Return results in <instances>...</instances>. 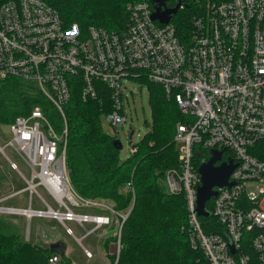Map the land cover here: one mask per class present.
Instances as JSON below:
<instances>
[{
  "label": "built area",
  "instance_id": "obj_1",
  "mask_svg": "<svg viewBox=\"0 0 264 264\" xmlns=\"http://www.w3.org/2000/svg\"><path fill=\"white\" fill-rule=\"evenodd\" d=\"M172 1L174 6L180 2L178 10L184 8L181 0ZM155 5L130 0L126 27L115 32L65 25L43 0L0 4V80L33 85L63 122L57 132L37 106L8 125L7 146L30 170V179H24L30 196L27 209L0 211L21 213L27 222L34 217L55 219L67 235H73L68 221L92 224L91 229L83 227L85 236L114 225L118 255L126 215L73 190L66 169L64 108L75 87L84 102L102 99L106 92L111 109L101 121L116 129L127 122L123 79H142L161 87L186 118L176 125L177 164L165 172L164 181L168 193L185 200L188 241L201 255L197 264H264V0H205L183 39L172 23L176 15L167 24L151 19ZM211 151L222 152L224 163L231 161L235 167L228 178L231 186L213 188L216 195L205 203L208 214L203 217L197 213L198 167ZM11 167L18 170L12 162ZM39 186L57 209L37 194ZM34 193L46 211L33 210ZM99 206L113 218L73 210ZM85 255L91 257L87 251ZM48 264L62 262L53 255Z\"/></svg>",
  "mask_w": 264,
  "mask_h": 264
},
{
  "label": "trees",
  "instance_id": "obj_2",
  "mask_svg": "<svg viewBox=\"0 0 264 264\" xmlns=\"http://www.w3.org/2000/svg\"><path fill=\"white\" fill-rule=\"evenodd\" d=\"M8 0H0V4ZM59 13L65 25L78 24L82 31L99 27L122 32L128 22L130 0H43ZM205 0H181L172 23L183 39L191 29V19ZM224 1V0H212ZM149 89L152 125L130 156L120 161L114 137L102 129V115L111 109L108 93L84 102L75 87L64 108L67 125L66 169L73 190L83 199L101 203L125 214L120 229L121 249L107 257L110 264H197L199 252L191 249L187 233V213L182 195L165 188V172L177 164L173 140L176 125L185 123L174 99L163 89L146 82ZM104 89V88H103ZM40 107L54 129L63 122L52 104L31 84L18 79L0 80V124L8 126L18 116H27ZM208 207V204L206 205ZM117 231L105 238L108 252ZM115 244V243H114ZM56 244L41 247L14 234L0 232V264H48L58 255L70 264L65 250Z\"/></svg>",
  "mask_w": 264,
  "mask_h": 264
},
{
  "label": "rangeland",
  "instance_id": "obj_3",
  "mask_svg": "<svg viewBox=\"0 0 264 264\" xmlns=\"http://www.w3.org/2000/svg\"><path fill=\"white\" fill-rule=\"evenodd\" d=\"M123 85L126 88L124 95H127V99L124 98L123 100L127 122L124 126L116 129H112L106 122H102L103 131L114 137L122 145V149L119 150L120 161L130 156L131 147L141 141L152 125L150 95L146 82L142 79L129 78L123 79ZM131 132L132 136L129 139ZM10 138L8 126L0 124V147L4 148L3 152L0 151V207L23 211L27 209L29 202L30 194L26 189L27 183L24 179H30V170L23 159L7 146ZM11 162L17 166L18 170L12 169ZM36 191L46 203L57 209L52 197L43 187H37ZM37 194L34 193L31 197L32 208L44 212L47 207ZM107 203L105 204L109 205ZM73 210L79 214L106 215L110 219L113 218L110 212L102 206L74 208ZM61 211L63 212L64 209ZM65 224L72 230L73 235H67L63 224L55 219L34 217L27 222L21 213L0 212V232L17 235L22 240L41 247H46L49 244H60V249L65 250L70 264H106L109 255L114 253L116 255L114 241L110 242L108 252L103 246L106 236H112L115 230L117 231L114 225L102 227L93 234L85 236L84 228L91 229L92 224L85 223L80 226L73 221H68ZM85 251L91 254L90 258L86 257Z\"/></svg>",
  "mask_w": 264,
  "mask_h": 264
},
{
  "label": "water",
  "instance_id": "obj_4",
  "mask_svg": "<svg viewBox=\"0 0 264 264\" xmlns=\"http://www.w3.org/2000/svg\"><path fill=\"white\" fill-rule=\"evenodd\" d=\"M155 3L154 12L151 15L152 20H156L161 24H167L171 21L172 17L177 14L180 6V2H177L173 8L162 9L163 2L168 0H150ZM113 146L116 149L121 150L122 145L118 140L113 141ZM222 152L211 151L210 158L207 161L201 162L198 167V173L200 175L201 184L197 189V213L199 216L206 217L207 212L204 211L205 203L216 195L213 191L214 187L231 186L228 182V178L233 171L235 165L231 161L227 163H221L215 167L214 164L221 160ZM61 246L60 244H56ZM64 250V249H63Z\"/></svg>",
  "mask_w": 264,
  "mask_h": 264
},
{
  "label": "flooded vegetation",
  "instance_id": "obj_5",
  "mask_svg": "<svg viewBox=\"0 0 264 264\" xmlns=\"http://www.w3.org/2000/svg\"><path fill=\"white\" fill-rule=\"evenodd\" d=\"M172 2H173L172 0H168V1H166V2H163L162 6H161L162 9H170V8H172V7L174 6ZM224 162H225V156H222V157H221V160L218 161V162H216V163L214 164V166L217 167V166H219L221 163H224Z\"/></svg>",
  "mask_w": 264,
  "mask_h": 264
},
{
  "label": "bare ground",
  "instance_id": "obj_6",
  "mask_svg": "<svg viewBox=\"0 0 264 264\" xmlns=\"http://www.w3.org/2000/svg\"><path fill=\"white\" fill-rule=\"evenodd\" d=\"M52 187H53V189H54L55 191L58 190V187H57L56 183H53ZM57 192H58V191H57ZM0 212H1V211H0Z\"/></svg>",
  "mask_w": 264,
  "mask_h": 264
},
{
  "label": "crops",
  "instance_id": "obj_7",
  "mask_svg": "<svg viewBox=\"0 0 264 264\" xmlns=\"http://www.w3.org/2000/svg\"><path fill=\"white\" fill-rule=\"evenodd\" d=\"M108 263H109V260L106 261V264H108Z\"/></svg>",
  "mask_w": 264,
  "mask_h": 264
}]
</instances>
